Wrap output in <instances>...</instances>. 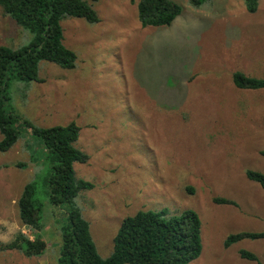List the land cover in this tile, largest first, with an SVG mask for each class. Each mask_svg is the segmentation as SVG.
<instances>
[{
	"label": "rangeland",
	"instance_id": "obj_1",
	"mask_svg": "<svg viewBox=\"0 0 264 264\" xmlns=\"http://www.w3.org/2000/svg\"><path fill=\"white\" fill-rule=\"evenodd\" d=\"M100 21L66 17L64 43L74 68L41 60L43 81L11 74L7 108L18 115V142L0 151V242L24 231L18 199L29 182L43 204L45 254L0 251V264H59L60 225L69 204L50 201L54 157L22 124L80 126L76 145L90 154L74 164L94 184L77 202L100 254L113 251L123 219L140 209L191 208L201 219L202 252L189 264H264V239L224 241L239 231H264V189L248 169L264 173V88H239L237 70L264 78V0H211L197 7L173 0L181 14L168 26L144 27L139 0H88ZM33 34L0 7V44L19 47ZM2 135L0 133V139ZM21 163V165H17ZM191 189V190H190ZM235 200L217 204L213 197ZM67 211V212H66Z\"/></svg>",
	"mask_w": 264,
	"mask_h": 264
},
{
	"label": "trees",
	"instance_id": "obj_2",
	"mask_svg": "<svg viewBox=\"0 0 264 264\" xmlns=\"http://www.w3.org/2000/svg\"><path fill=\"white\" fill-rule=\"evenodd\" d=\"M190 2L200 7L211 0ZM245 2L250 12L257 11L259 0ZM0 7L5 15L33 34L30 43L23 46L0 44V151H8L21 137L16 127L19 117L6 107L11 74L22 80L43 81L39 76L41 60L63 68H74L78 55L64 43L62 21L66 17H79L97 23L100 16L94 3L88 0H0ZM137 7L144 27L171 25L182 12V6L173 0H139ZM233 82L239 88H264V78L250 76L240 70L233 73ZM22 124L53 154L55 162L48 176L51 203L70 205L67 219L60 225L59 264H189L199 257L202 238L198 212L188 208L176 214L167 207L140 209L125 217L114 236L112 253L102 256L92 236L90 222L77 202L82 190L94 187L92 182L77 177L74 168L76 162L86 163L90 159V154L76 145L80 126L75 121L48 127L36 126L28 120ZM2 167L0 165V170ZM246 175L264 189L263 172L248 169ZM35 194L36 186L29 182L18 199L20 219L32 231L31 236L19 231L13 239L0 242V251L19 250L28 257L41 256L47 251L48 242L40 233L44 226L41 221L43 204ZM213 202L238 206L235 200L221 196L213 197ZM243 239H264V231L231 233L224 246L229 247ZM240 254L262 264L251 251L241 249Z\"/></svg>",
	"mask_w": 264,
	"mask_h": 264
},
{
	"label": "crops",
	"instance_id": "obj_3",
	"mask_svg": "<svg viewBox=\"0 0 264 264\" xmlns=\"http://www.w3.org/2000/svg\"><path fill=\"white\" fill-rule=\"evenodd\" d=\"M15 235H16V234H15ZM15 235H14V236H15ZM14 236L12 237V239L14 238ZM10 240H11V239H10ZM8 241H9V240H8ZM5 242H7V241H5Z\"/></svg>",
	"mask_w": 264,
	"mask_h": 264
}]
</instances>
